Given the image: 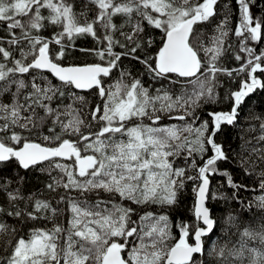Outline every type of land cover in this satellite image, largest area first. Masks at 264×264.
Masks as SVG:
<instances>
[{
    "label": "snow or ice",
    "instance_id": "snow-or-ice-1",
    "mask_svg": "<svg viewBox=\"0 0 264 264\" xmlns=\"http://www.w3.org/2000/svg\"><path fill=\"white\" fill-rule=\"evenodd\" d=\"M90 3L97 6V15L91 22L84 19L81 23L85 14H77L68 0H0V22L6 24L10 36L6 43L14 46L19 55L16 58L3 47L5 39L0 37V97L5 94L10 97L9 102L0 100V163L15 159L25 170L40 167L45 171L43 166L47 162L49 174L57 169L63 174L51 178L52 182L46 186L50 191L62 187L66 191L75 190L79 197L94 194L90 198L95 200L93 204L85 201L82 206L72 199L71 226L67 229L54 223L50 229L33 228L25 238L0 223V233L8 236L0 251V264H264V224L258 229H241L237 218L229 216L228 223L236 227L237 239L231 246L227 242L211 243L217 221L206 206L209 199H229L210 192V176H223L225 184L236 191L245 188L234 182L229 171L218 166L230 158L216 138L222 125L237 122L245 98L257 89H264V80L256 75L258 71L264 75V49L257 54L249 46L252 41H264V17L255 16L252 11L259 6L256 0H236L238 26L234 35L240 39V50L233 55L241 63L232 70L217 66L226 50L232 48L230 44L225 47L229 15L217 25V33L209 44L198 31L194 32V26L217 15L220 0H90ZM223 7L228 9L230 5ZM45 10L47 15L43 14ZM134 14L139 19L132 25L131 33L123 32L122 26L118 29L113 23V17L124 16L128 18L126 23L131 24ZM144 21L163 32L162 47L155 57L147 53L143 57L137 55L138 50L144 49L136 39L144 31ZM48 25L59 26L60 30L45 37L40 32ZM97 25L104 29L103 37L98 35ZM116 31L134 46L115 39L112 33ZM86 35L105 46L79 51L99 57L100 63L65 66L66 52L75 46L77 38ZM146 43L151 45L152 41ZM116 46L122 51L115 52ZM129 57L141 63L145 74L153 79H168L175 84L182 78L191 91L174 97L164 89L145 87L140 79L131 78L127 70L121 71L120 79L113 84H106L104 78H111L114 69L120 70L122 58ZM233 72L246 73L248 78L241 80L239 90L229 94L231 109L210 112L207 114L210 120L202 119L197 110L204 103L218 102L217 73L232 76ZM43 73L50 74L59 84H53L49 75ZM173 76L177 79H171ZM125 77L132 82L125 83ZM73 88L95 90L101 98V103L90 110L87 122L82 118V108L73 107L77 101L86 105V98L72 92ZM66 90L73 103L53 106L54 101L66 96ZM37 109L45 115H39ZM174 109H182L183 115L171 117ZM165 115L184 124L152 126ZM49 117L52 134L45 135L43 140L49 145L56 142L55 146L36 142L16 131L20 128L31 132L43 126ZM144 119L152 124L142 123ZM133 120L141 122L129 127ZM92 122L99 125L97 131L92 130ZM56 127L60 132H56ZM260 128L264 130V123ZM65 135L70 138H64ZM257 139L264 141V135ZM250 151L260 153V162L264 164V150L253 147ZM176 158L190 163L187 167L174 166ZM188 168L195 175H189ZM259 177V188L264 190V169ZM189 181L195 185L191 224L183 220L174 223L168 214L146 212L140 217L142 227L138 229L131 219L133 207L119 204L107 207L105 200L99 198L101 193H108L135 205H160L166 211L179 204ZM0 192L13 205L27 199L34 208V211L6 212L0 206V214L30 220H38L46 212H51L48 219L57 215V209L49 201L25 197L19 187L8 190L7 185H0ZM252 206L247 204L248 208ZM255 206L264 212V195L256 197ZM173 227L180 233L178 240L172 234ZM134 235L139 243L130 245L128 238ZM206 241L211 243L210 249ZM253 242L259 246H253ZM125 249H129L127 258L122 255Z\"/></svg>",
    "mask_w": 264,
    "mask_h": 264
},
{
    "label": "trees",
    "instance_id": "trees-1",
    "mask_svg": "<svg viewBox=\"0 0 264 264\" xmlns=\"http://www.w3.org/2000/svg\"><path fill=\"white\" fill-rule=\"evenodd\" d=\"M69 3L73 5V9L77 14L84 13V17L80 18L81 23L84 22V19L91 22L97 15V6L90 3V0H68ZM119 2V0H118ZM257 7H253L252 11L255 16L264 17V0H256ZM228 4L230 7L225 9L223 5ZM44 15H47L45 10ZM229 15V23L227 28L229 30V37L226 41L225 47L227 45H232V48L227 49L225 54L220 58L217 63L218 67L226 68L229 70L236 69L240 66V61L234 59L233 52H239V43L240 39L235 37L234 30L236 29L238 21V8L236 0H220V3L217 5V15L210 19L207 22L200 23L194 26V32L198 31L201 34V38L206 44H209L211 38L217 33V25L221 24L225 15ZM127 17L124 16H115L113 17V23L117 25L118 29H121L125 33H131L132 25L136 23L139 19L135 14L132 18V23H126ZM144 31L139 33L136 39L139 40L141 44L144 45L143 52L140 50L137 51V55L143 57L144 53L149 54L152 57H155L159 48L162 47V30L155 29L153 26L148 25L146 21L142 23ZM59 26L48 25L44 30L40 32L41 35L45 37H51L55 32L59 31ZM98 35L103 37L104 29L100 28L97 25ZM19 34V30H15ZM114 38L119 40L121 43H128L129 47H133L134 44L129 43L124 40L123 36L120 35V31L112 33ZM0 37H4L5 43L2 45L6 49H9L13 52V56L19 58L18 50L14 46H10L6 43L7 39L10 38L9 33L7 32L6 24L0 22ZM151 40V45H148L146 42ZM105 45L98 43V41L91 37L90 35L82 36L76 39L75 46L66 52V56L63 60L64 65H82L86 63H100L99 57L93 55H87L84 52L79 51V49H94V48H103ZM250 47H253L257 54L260 53L261 49H264V41L255 42L252 41L249 44ZM59 48V46H56ZM115 52H120L122 49L118 46L113 49ZM241 55H246L241 53ZM264 64V62H262ZM12 64L9 61L8 67H11ZM127 70L131 74V78H138L142 81L145 87L150 89H164L168 91L174 97L180 96L184 92H190L191 87L186 86L182 78L175 84L170 83L168 79H153L151 75L145 74L144 66L137 62L134 58H122V63L120 65V70L114 69L111 78H104L106 84H113L117 79H120V72ZM41 75H49V78L52 79L53 84H59V81L55 78H52L50 74L43 73ZM260 79L264 80V75L258 71L256 74ZM27 78V76H25ZM131 78L125 77V83L130 84ZM246 73H241L236 75L233 72L232 76H228L225 73H217L216 81L217 87L216 92L218 94V102L208 104L204 103L201 109H198V115L205 120H210V117L207 115L210 112H219V111H229L232 107V102L228 98L231 92L239 90L241 86V80L247 79ZM171 79H177L173 76ZM39 82V80H38ZM72 92L77 93L78 95L84 96L86 98L87 104L81 105L80 102H76L73 107L82 108V118L87 122L90 120V110L94 105L101 103V98L96 94L95 90L89 91H80L77 89H71ZM0 100L4 102H9L10 97L5 94L3 97H0ZM23 102V101H21ZM73 100L70 94L66 90V96L53 102V106L59 105L63 107L64 105L72 104ZM39 115H45L44 112L40 109H37ZM183 115L182 109H174L171 117H178ZM52 118L49 117L43 126L38 129H33L29 132L27 129L17 128L16 131L21 135L35 140L36 142L44 143L49 145L48 141H44L43 137L45 135H51L50 129L53 128L51 122ZM141 121L133 120L129 123V127L140 123ZM94 127L93 131H97L99 125L96 122H92ZM144 124H152L151 121L144 119L142 121ZM199 122H197L198 124ZM264 123V89H257L254 93H251L248 97L245 98L244 103L240 106L239 116L237 122L231 126L222 125V131L217 135V142L222 144L224 150L229 156V160L218 166L222 170H227L231 173L234 182L239 185H244L245 188L236 191L225 184V178L221 175L210 176L211 185L210 192L213 195H226L229 199H209L207 201L208 207L211 210L212 217L217 221V228L215 229V235L210 236L211 243L219 241L220 243H229L234 242L238 233L236 227L228 223L229 216H235L239 227H251L258 229L261 224H264V212H262L256 205V197L264 195V190L259 188L260 177L259 172L264 169V164L260 162L259 155L260 153L251 152L250 149L255 147L257 149L264 150V141H258V137L264 135V130L260 128V124ZM184 124V121H181L176 118H170L169 115H165V118L152 126H168V125H177L181 126ZM56 132H60L59 127H56ZM64 138H70L68 135H65ZM14 143V142H13ZM56 142H53L49 146H55ZM242 147L247 149L242 151ZM88 154H92L89 152ZM211 154V153H209ZM57 161L62 163L71 164L72 161L64 160L62 158H55ZM171 159V158H170ZM246 161V163H245ZM190 163V160H185L183 158H176L174 166L187 167ZM197 163H200L197 160ZM45 171H41L40 167L30 168L25 170L21 168L15 159L7 163H0V185H7L8 190H13L17 187L21 189L22 194L25 197H34L40 200H47L51 203L52 207L57 209V215L53 219H48L47 217L51 216V212H46L40 215L38 220L25 219L23 217H16L14 215L0 214V223H5L10 226L11 229H15L16 233L23 235L27 238L33 228H47L50 229L53 227V224H59L64 228H69L72 211H71V202L72 199H77L78 202L83 206L84 202L87 201L88 204L95 203L94 199H91L94 194H88L85 197H79L75 190L66 191L62 187L56 191H50L46 186L52 182V177L54 176H63L59 170H54L49 174L47 162L43 166ZM189 175H195V172L188 168ZM23 178L21 181L20 178ZM66 182L67 178L64 177ZM195 185L193 182L189 181L186 183L185 188L182 190V194L179 197V204L168 208L166 211L160 205H135L131 201L124 200L118 195H111L108 193H101V199H104L107 207H111L112 204H119L123 206H130L135 209V212L132 214L131 219L135 222L133 226H136L138 229L142 227L140 223V217L143 216L146 212H154L157 215L159 214H168L171 217V220L175 223L179 220H183L189 224L194 222V214L192 211L193 204L195 202V194L192 189ZM111 199L109 200V197ZM235 196L233 199L232 197ZM61 197H64L62 200ZM251 203L253 206L251 208L247 207V204ZM0 206H2L6 212H13L16 209L34 211L32 205L28 200L16 201L14 205L9 203L6 195L3 192H0ZM202 225V224H201ZM172 234L175 239H179L180 233L177 228L173 227ZM8 239V236L4 233H0V251H2L3 242ZM123 242V238H119ZM130 245H136L139 243V239L134 235L133 237L128 238ZM175 241H170L169 243H174ZM191 242V241H190ZM211 243L206 241V247L211 248ZM253 246H259L256 242H253ZM129 249H125V252L122 255L127 258V252Z\"/></svg>",
    "mask_w": 264,
    "mask_h": 264
},
{
    "label": "water",
    "instance_id": "water-1",
    "mask_svg": "<svg viewBox=\"0 0 264 264\" xmlns=\"http://www.w3.org/2000/svg\"><path fill=\"white\" fill-rule=\"evenodd\" d=\"M65 66H68V65H65ZM78 90V89H77ZM89 90H91V89H88V90H80V91H89ZM211 181V180H210ZM210 185H211V183H210ZM206 206H208V204H206ZM210 209V208H209ZM210 212H211V210H210ZM212 215V214H211ZM201 226H203V225H201Z\"/></svg>",
    "mask_w": 264,
    "mask_h": 264
}]
</instances>
